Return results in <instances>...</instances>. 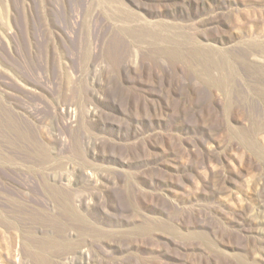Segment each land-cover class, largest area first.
<instances>
[{"label": "rangeland", "instance_id": "1", "mask_svg": "<svg viewBox=\"0 0 264 264\" xmlns=\"http://www.w3.org/2000/svg\"><path fill=\"white\" fill-rule=\"evenodd\" d=\"M29 250L264 264V0H0V264Z\"/></svg>", "mask_w": 264, "mask_h": 264}, {"label": "bare ground", "instance_id": "2", "mask_svg": "<svg viewBox=\"0 0 264 264\" xmlns=\"http://www.w3.org/2000/svg\"><path fill=\"white\" fill-rule=\"evenodd\" d=\"M38 244V246L40 247V249L42 247H46L47 246V243L46 242H43L41 240H38L37 242H35ZM36 252V251H35ZM34 251L32 250H29L28 253L30 255L33 256L34 258V261H35V264H47V262H50V259L48 257H46L44 254L42 253H39V252H36L35 253Z\"/></svg>", "mask_w": 264, "mask_h": 264}]
</instances>
